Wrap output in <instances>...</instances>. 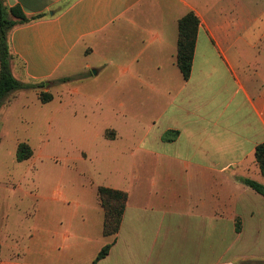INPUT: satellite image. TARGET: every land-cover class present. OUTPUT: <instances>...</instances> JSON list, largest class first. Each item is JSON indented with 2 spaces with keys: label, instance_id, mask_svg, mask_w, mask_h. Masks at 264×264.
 <instances>
[{
  "label": "crops",
  "instance_id": "1",
  "mask_svg": "<svg viewBox=\"0 0 264 264\" xmlns=\"http://www.w3.org/2000/svg\"><path fill=\"white\" fill-rule=\"evenodd\" d=\"M4 5L41 17L9 33L17 80L44 83L61 105L62 85L74 82L79 95L105 76L133 96L126 101L134 109L121 104L122 117L142 122L147 106L150 124L139 135L130 131L135 149L120 152L129 157L120 156L110 185L100 186L128 196L117 234H103L98 193L96 213H35L31 231L23 226L29 213H0V264H94L108 245L97 264H264V196L244 184L264 185L255 159L264 143V9L229 0ZM189 12L199 28L185 80L176 58L179 20ZM114 132L106 140L118 144ZM45 253L51 259L39 261Z\"/></svg>",
  "mask_w": 264,
  "mask_h": 264
},
{
  "label": "rangeland",
  "instance_id": "2",
  "mask_svg": "<svg viewBox=\"0 0 264 264\" xmlns=\"http://www.w3.org/2000/svg\"><path fill=\"white\" fill-rule=\"evenodd\" d=\"M229 1L264 9V0ZM92 81L96 86L79 95L73 93L74 82L62 85L61 105L56 101L44 106L36 98L37 90H22L10 107L0 111V213H29L23 226L30 231L35 213H96L92 212L98 207L96 189L110 185L120 156L129 157L120 152L136 147L130 131L139 135L150 124L147 106L142 122L122 117L121 104L128 108L132 101L126 100L133 96L116 89L114 80L102 76ZM106 130V137L113 138L116 131L122 140L107 142ZM16 142L30 145L29 160H16ZM30 235L28 231L22 235L23 248L30 245ZM50 259L45 253L38 260Z\"/></svg>",
  "mask_w": 264,
  "mask_h": 264
},
{
  "label": "trees",
  "instance_id": "3",
  "mask_svg": "<svg viewBox=\"0 0 264 264\" xmlns=\"http://www.w3.org/2000/svg\"><path fill=\"white\" fill-rule=\"evenodd\" d=\"M39 18L41 17L28 18L19 7L7 8L4 5V0H0V109L7 102L12 101L15 93L22 90H40L38 96L42 104H48L54 100L52 93L43 91L45 88L44 83H22L13 76L11 71V54L8 39L10 31L16 26ZM198 28L199 19L193 12H189L179 20L176 61L185 80L190 78L192 72ZM164 139L168 141L172 140V138H169V135L164 137ZM32 156L33 150L29 144L22 142L18 145L16 152V160L18 162L29 160ZM255 159L264 177V143L256 147ZM244 184L264 196V185L249 179L244 180ZM97 193L100 205L104 211L103 234L105 236H113L120 229L128 196L124 192L105 187H99ZM237 230L240 231L239 221ZM110 249L111 245L104 247L94 261V264L106 258Z\"/></svg>",
  "mask_w": 264,
  "mask_h": 264
},
{
  "label": "water",
  "instance_id": "4",
  "mask_svg": "<svg viewBox=\"0 0 264 264\" xmlns=\"http://www.w3.org/2000/svg\"><path fill=\"white\" fill-rule=\"evenodd\" d=\"M93 73H95V72H93Z\"/></svg>",
  "mask_w": 264,
  "mask_h": 264
}]
</instances>
